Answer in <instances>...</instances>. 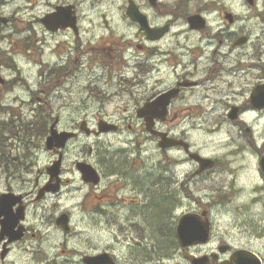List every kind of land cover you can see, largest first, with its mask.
<instances>
[{
	"label": "flooded vegetation",
	"instance_id": "1",
	"mask_svg": "<svg viewBox=\"0 0 264 264\" xmlns=\"http://www.w3.org/2000/svg\"><path fill=\"white\" fill-rule=\"evenodd\" d=\"M238 2L0 0V64L10 65V75L5 73L0 83V110L20 114L15 121L19 129L28 125L29 112L41 119L33 138L22 139L16 152L0 159L7 191L22 196L26 211L24 237L9 245L8 238L0 241V252L43 238L39 225L55 224L67 213L72 224L74 219H86L96 235L125 242L124 252H131L133 263L168 262L177 249L175 205L189 200L192 209L194 203L203 205L201 195L193 199V193L239 187L238 174L224 162L229 156L247 153L255 159L259 181L252 187L264 191V131L256 135L253 130L261 121L264 126V108L252 102L254 91L264 90V12L255 4L251 10L258 11L261 31L240 35ZM212 15L226 23L218 34L214 29L222 25L211 24ZM226 15L235 17L232 24ZM192 16L204 17L207 25L192 27ZM156 29L163 34L155 35ZM223 32L225 39L220 37ZM240 36L247 40L235 45ZM225 44H231L229 52L221 50ZM48 51L55 61L47 59ZM234 51L240 53L231 58ZM18 58L37 64L40 77L46 78L39 93L24 82ZM13 89L27 94L16 93V101L7 100L5 93ZM144 111L164 112V119H154V129L182 143L160 149L159 137L146 130V119L139 115ZM51 113H57L58 131L76 135L64 148L49 151L51 160L40 165L36 153L47 137V120L40 114ZM59 113L85 116L62 128L65 122ZM101 120L115 125L117 132H99ZM83 122L86 127L81 130ZM227 127L233 130L222 139L227 152H209L198 132L215 136ZM126 131L134 136L121 137ZM114 138L126 147L107 145ZM146 142L156 146L151 158L142 151ZM199 156L213 159L214 167L202 169ZM53 164L56 175L51 174ZM80 164L94 172L88 182ZM227 172L231 181L224 177ZM64 194L76 197L73 206L61 205ZM161 203L169 204L162 219L157 216ZM148 239L153 242L151 250L142 247ZM108 248L105 251L122 252ZM27 249L38 252L42 245L29 244ZM178 250L179 261L189 264L184 251Z\"/></svg>",
	"mask_w": 264,
	"mask_h": 264
},
{
	"label": "rangeland",
	"instance_id": "2",
	"mask_svg": "<svg viewBox=\"0 0 264 264\" xmlns=\"http://www.w3.org/2000/svg\"><path fill=\"white\" fill-rule=\"evenodd\" d=\"M258 7L261 10V12H264V0H260L258 3ZM258 11H253L245 6L241 0L238 2V14L240 16V22L238 23V27L240 29V35H242V31L244 33H253L257 34L261 30L257 28V25L262 24L263 22L259 20L256 17V14ZM212 24H220L222 27L215 28L216 33L218 34L222 29L224 30V26L226 23L221 19L218 18L217 15H212L210 19ZM225 32L220 34L221 38H224ZM0 46H3L0 44ZM216 45H213L215 47ZM4 48H8V46H4ZM224 52H229L231 50V44L224 45V48H222ZM220 50V51H221ZM239 51H234L232 54H230L231 58H234L239 55ZM47 59L52 61H55V55L52 53L50 54L47 52L46 54ZM17 65L21 69V71L24 73V77H27L28 79L31 78L32 83L35 84L37 82L35 73H36V66L37 64L30 63L28 60H23L21 58L17 59ZM3 71L8 72V70L3 69ZM1 68L0 71L2 72ZM10 75V71H9ZM10 78V76H9ZM36 85V84H35ZM18 90H12L10 93V97L12 100L16 101V97L18 96L16 94ZM23 92V91H22ZM39 93V91H35V93ZM19 93V92H18ZM20 94V93H19ZM21 95V94H20ZM6 96V95H5ZM22 96H26V93L23 92ZM27 99H35L34 97H26ZM10 113H1L0 112V121L2 119L9 120ZM34 112H29L28 116L32 120L34 118ZM64 118V127L70 126V123L73 121V119L70 118L69 113H63ZM74 118L77 119V115L79 118L82 116V114H73ZM85 115H83L84 117ZM81 119V118H80ZM79 119V120H80ZM1 127V124H0ZM256 132L263 131V126H256L255 127ZM1 130V129H0ZM225 132H227V135H232L233 130L230 127H227V129L224 131V134L222 135V132L218 136L209 137L206 132H199V134L202 135V139H200L201 142H206L207 149L209 152L215 151L214 149H218L220 144L219 140L227 138V135H225ZM15 136L10 137L7 134H3V138L7 139L6 145L4 147V153L9 154L10 152H16L19 145L23 144L22 139L24 138L23 135L20 133V130L17 131L14 134ZM226 136V137H225ZM218 137V138H216ZM118 139L115 140L116 143H118ZM143 153L146 156H151L155 152V147L152 144H148L147 142L143 144ZM211 149V150H210ZM245 153V152H244ZM247 153H245L246 155ZM2 154H0V157ZM247 156V155H246ZM37 160L40 164L46 163L50 159V155L44 152L43 147L36 153ZM249 158V156H247ZM3 158V157H2ZM1 159V158H0ZM225 163L228 164V168H231V170H242L240 169L241 163L237 158L234 159V157H231L229 161H225ZM254 172V169H253ZM2 173V171H0ZM243 173V171L241 172ZM227 174V179L231 180V177L229 178ZM241 184H244L247 188L242 189L243 191L241 193H236V190L234 189H224V191L220 192H213V191H206L202 193L203 196H207V198H204L206 201H208V204H210L208 207L210 209L209 217L213 221L214 226V239L212 240V245H209L210 247H216L217 244L220 243H226V242H233L235 245H238V247H247L250 249L255 250L256 252L260 253V255L264 256V193H255L252 191V187H249V184L242 179ZM5 183L4 181H0V193L6 192L5 191ZM15 189H18L15 186ZM180 195V193H179ZM238 199L236 201H233L235 198ZM219 198L218 200H215ZM226 198V199H225ZM230 198H233L230 201ZM259 200L256 203V199ZM74 199V195L71 194L65 195L63 197V206H69L71 203H74L76 200ZM225 199V200H224ZM215 200V201H214ZM229 201L231 204H229ZM246 202V203H245ZM252 202H255L252 204ZM223 203H228V205H222ZM248 205H252L253 207L247 209ZM165 206H169V204H160V207L157 211V216H159L160 219L163 218L165 212H168L164 209ZM229 207V208H225ZM52 208V207H51ZM185 208L187 206L185 205ZM53 210V209H51ZM180 210V207L175 205V213H178ZM36 211V209H35ZM37 212V211H36ZM31 213H34L33 210ZM38 213V212H37ZM247 213V214H245ZM165 214L164 216H166ZM32 219L33 216L31 215ZM55 226V225H54ZM76 232L74 234H71L69 236L63 235L62 232H58L54 229L52 224H42L39 226L42 232V242L40 243L43 245L44 250L43 252H26L24 251L23 246H17L14 250V252H11L6 264H51L48 262L49 259H55L57 258V237L59 236V264H82L80 255L82 253L75 252L74 248H78L80 250H86L88 251L89 248L94 244H100L99 249H103L109 245H114V247L118 250H122L125 248V243L122 241L116 242L112 240H98V237H95L93 235V231L89 228L90 226L87 223L84 224H76ZM217 234V235H216ZM216 236V238H215ZM152 241L151 240H144L143 241V249L151 250L152 248ZM164 243L163 239L158 243L157 250L158 252H161L160 246ZM32 246L37 247L39 245V241H32ZM27 246V245H26ZM88 253H97V252H88ZM119 255H121L123 258L128 257L131 253L130 252H117ZM131 257V256H130ZM72 259V260H71ZM176 259H178V256L176 255ZM71 260V261H70ZM46 262V263H43ZM122 264H131V263H125ZM149 264H164V263H156L155 261L150 262ZM168 264H172V261H170Z\"/></svg>",
	"mask_w": 264,
	"mask_h": 264
},
{
	"label": "water",
	"instance_id": "3",
	"mask_svg": "<svg viewBox=\"0 0 264 264\" xmlns=\"http://www.w3.org/2000/svg\"><path fill=\"white\" fill-rule=\"evenodd\" d=\"M51 139V138H50ZM161 145L168 146L169 142L168 139H164L163 142H161ZM207 222V221H206ZM201 223L199 220L196 223V221L190 217H187L185 221L180 225V232L184 233L185 236H182V240H185L188 243H195V242H204L207 241L209 237V224L208 223ZM202 225V228L199 225ZM204 225V229H203ZM3 229L2 232L4 233H10L12 231V228L14 225L11 223V221L7 220L2 223ZM6 253V252H5ZM100 264L103 263V260L99 262Z\"/></svg>",
	"mask_w": 264,
	"mask_h": 264
}]
</instances>
